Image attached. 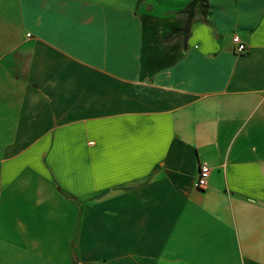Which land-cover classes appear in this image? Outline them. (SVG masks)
Here are the masks:
<instances>
[{
	"label": "crops",
	"instance_id": "1",
	"mask_svg": "<svg viewBox=\"0 0 264 264\" xmlns=\"http://www.w3.org/2000/svg\"><path fill=\"white\" fill-rule=\"evenodd\" d=\"M0 264H264V0H0Z\"/></svg>",
	"mask_w": 264,
	"mask_h": 264
},
{
	"label": "built area",
	"instance_id": "2",
	"mask_svg": "<svg viewBox=\"0 0 264 264\" xmlns=\"http://www.w3.org/2000/svg\"><path fill=\"white\" fill-rule=\"evenodd\" d=\"M232 40L233 42L237 44L236 48L238 51H241L245 48L244 43L241 42L238 35H233ZM209 172H210L209 164L206 161L200 162L199 167H198V173H197L196 180H195V185L197 187H204L206 185Z\"/></svg>",
	"mask_w": 264,
	"mask_h": 264
}]
</instances>
